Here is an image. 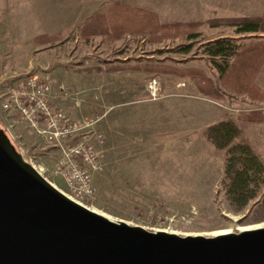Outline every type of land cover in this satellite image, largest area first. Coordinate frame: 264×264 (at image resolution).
Instances as JSON below:
<instances>
[{"label": "rangeland", "instance_id": "1", "mask_svg": "<svg viewBox=\"0 0 264 264\" xmlns=\"http://www.w3.org/2000/svg\"><path fill=\"white\" fill-rule=\"evenodd\" d=\"M114 2L155 14L161 25L197 24L200 36L188 55L172 52L188 44L181 38L109 41L95 33L85 40L83 27ZM262 17L264 0H0V95L12 77H49L52 91L61 89L59 95L74 106L76 120L100 118L103 170L93 176L96 197L90 207L101 215L181 237L264 227L251 221L249 210L231 211L219 192L225 152L203 136L211 125L227 119L241 123L258 112L262 122L249 124L244 135L264 165V64L255 79L260 101L227 90L220 100L207 98L191 79L133 69L158 62L199 69L218 84L203 45L242 38L234 36L230 22ZM40 36L47 40L35 42ZM252 36L264 39V24L261 34L243 37ZM153 81L156 99L148 91ZM17 129L24 159L64 191L62 182L50 177L56 153L26 127Z\"/></svg>", "mask_w": 264, "mask_h": 264}, {"label": "water", "instance_id": "2", "mask_svg": "<svg viewBox=\"0 0 264 264\" xmlns=\"http://www.w3.org/2000/svg\"><path fill=\"white\" fill-rule=\"evenodd\" d=\"M0 264H264V227L181 237L113 221L66 197L0 129Z\"/></svg>", "mask_w": 264, "mask_h": 264}, {"label": "trees", "instance_id": "3", "mask_svg": "<svg viewBox=\"0 0 264 264\" xmlns=\"http://www.w3.org/2000/svg\"><path fill=\"white\" fill-rule=\"evenodd\" d=\"M264 17L243 19L230 22L234 36L239 39H218L203 45L206 56L217 74L215 84L205 72L199 69L179 68L177 66L150 63L136 65L135 71H144L154 75L191 79L198 90L207 98L220 100L223 91L237 95L253 96L257 101L261 93L255 86V79L264 64V39L258 36L243 37L262 33ZM198 25L171 24L161 25L155 14L136 8H129L114 2L104 15H94L83 27L84 39L92 34H101L109 41H119L126 36L148 38L155 42L184 39L188 44H181L172 49L180 55L191 53L194 42L200 36ZM46 36L35 38V42L46 41ZM38 43V42H37ZM158 51L157 53H159ZM241 123L227 119L209 126L203 136L216 151L225 152L224 172L219 183L229 208L234 214L249 210L254 223L264 222V165L245 140L244 131L249 124L262 122L258 112H251L241 118ZM4 132L14 151L17 144Z\"/></svg>", "mask_w": 264, "mask_h": 264}, {"label": "built area", "instance_id": "4", "mask_svg": "<svg viewBox=\"0 0 264 264\" xmlns=\"http://www.w3.org/2000/svg\"><path fill=\"white\" fill-rule=\"evenodd\" d=\"M148 91L151 98H158L159 89L154 81L148 85ZM52 94L49 77L41 79L30 74L14 77L0 95L2 125L22 156L24 146L21 135L16 133L17 128L24 126L35 137L42 139L44 149H52L57 155L50 177L59 179L64 185V191L58 190L70 200L93 211L90 207L96 197L93 176L103 170L98 152V147L103 143L98 126L100 118L76 120L53 105ZM32 162L28 160L48 181Z\"/></svg>", "mask_w": 264, "mask_h": 264}, {"label": "crops", "instance_id": "5", "mask_svg": "<svg viewBox=\"0 0 264 264\" xmlns=\"http://www.w3.org/2000/svg\"><path fill=\"white\" fill-rule=\"evenodd\" d=\"M1 63V62H0ZM14 78V77H12ZM12 82V81H11ZM10 82V83H11ZM59 94L60 91L58 93H54L52 94L53 99H52V103L53 105L58 108V109H62L64 111H66L67 113H69L71 116L72 114H74L75 112V108L73 105H70L63 97H61ZM73 117V116H72ZM74 118V117H73ZM75 119V118H74ZM18 130V129H17Z\"/></svg>", "mask_w": 264, "mask_h": 264}, {"label": "bare ground", "instance_id": "6", "mask_svg": "<svg viewBox=\"0 0 264 264\" xmlns=\"http://www.w3.org/2000/svg\"><path fill=\"white\" fill-rule=\"evenodd\" d=\"M94 211V210H93ZM95 212V211H94ZM97 213V212H96ZM99 214V213H98ZM101 215V214H100ZM102 216H104V215H102ZM105 217V216H104ZM106 218H108V217H106ZM240 231H242V230H240ZM230 232L229 231H223V232H220L219 234H217V235H223V234H229Z\"/></svg>", "mask_w": 264, "mask_h": 264}]
</instances>
